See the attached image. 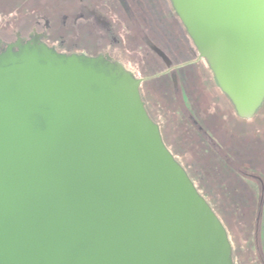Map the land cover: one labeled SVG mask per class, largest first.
<instances>
[{
    "label": "water",
    "instance_id": "water-1",
    "mask_svg": "<svg viewBox=\"0 0 264 264\" xmlns=\"http://www.w3.org/2000/svg\"><path fill=\"white\" fill-rule=\"evenodd\" d=\"M171 1L238 116L252 119L264 103V0ZM140 85L120 63L39 38L0 53V264H233L224 225Z\"/></svg>",
    "mask_w": 264,
    "mask_h": 264
},
{
    "label": "rangeland",
    "instance_id": "rangeland-1",
    "mask_svg": "<svg viewBox=\"0 0 264 264\" xmlns=\"http://www.w3.org/2000/svg\"><path fill=\"white\" fill-rule=\"evenodd\" d=\"M58 1L16 0L13 3L19 5H8L7 11L0 5V37L9 42L13 40L15 30L26 34L39 19L37 12H44L47 5L76 2ZM57 22L59 30L56 34L65 36L62 19ZM135 39L133 35L123 39L121 51L116 50L117 57L136 77H149L141 90L145 106L153 121L162 128L168 148L176 154L178 161L188 165L190 178L198 190L205 185L211 192L210 201L232 245L233 264H259L253 247L258 207L252 209L243 204L260 201L264 191L261 192L260 184L257 187L249 184L240 171L257 173L264 180V103L252 119H241L218 86L207 61L199 57L190 67L195 77L194 91L189 92L188 98L184 95L182 99L165 98L161 88L163 82L158 75L164 73L165 67L151 56L147 57L135 44ZM104 43L108 42L101 41L102 45ZM191 105L196 124L185 116ZM222 180L228 185L226 192L220 185ZM232 197L236 201L232 202Z\"/></svg>",
    "mask_w": 264,
    "mask_h": 264
},
{
    "label": "flooded vegetation",
    "instance_id": "flooded-vegetation-1",
    "mask_svg": "<svg viewBox=\"0 0 264 264\" xmlns=\"http://www.w3.org/2000/svg\"><path fill=\"white\" fill-rule=\"evenodd\" d=\"M9 1L12 2L7 3V6L3 7L6 8V11L8 5H19L18 3H13L16 0ZM37 1L46 2L48 0ZM49 1L52 2L53 0ZM70 1L76 2L72 5L69 1L66 3L61 2L55 6L47 5V9L44 12H37L39 16L37 15L36 17L39 19L35 21L32 28L26 34L22 33L20 30H15L13 31L14 38L9 42L0 37V53H3L10 45L18 41H20L21 44H26L32 41V39L39 38L42 43L59 54L66 56H86L89 58L103 56L111 62L122 64L124 68L133 75L134 72L116 55L117 49H119V52L121 51L122 40L127 36L133 35L136 38L135 44L139 49H141L147 57L151 56L152 59L165 67L164 73H158L160 80L163 82L161 88L164 91L165 98L182 99L183 95L188 98L189 92L194 91L195 77L190 67L198 57H201L185 26L174 10L171 0ZM58 19H62L61 28L64 29L63 31L66 33L65 36H58L56 34L57 30H59V26L57 25ZM105 40L108 43L102 45L101 41ZM151 45L157 47L169 58L171 67H167L162 58L151 49ZM13 50L16 51L17 48ZM133 76L141 81V93L142 86L144 83H147L149 77ZM142 100L144 102L143 98ZM147 112L149 114L148 110ZM149 116L152 119L150 114ZM185 116L191 121H194V123H197V120L194 119L195 116L192 105L189 114L187 111ZM183 117L184 115L182 119H184ZM157 125L163 137L162 128L159 124ZM169 150L172 153V150ZM175 159L178 161L177 157H175ZM240 172L243 174L242 176L245 177L246 181L260 184L261 192L264 191V180L262 176L257 173L250 174L244 171ZM248 204L249 203H245L243 205L248 208L252 207V209L258 207V215L255 220L253 247L256 250L259 264H264V227L262 229L264 198H261L258 202ZM237 205L242 204L238 203Z\"/></svg>",
    "mask_w": 264,
    "mask_h": 264
},
{
    "label": "trees",
    "instance_id": "trees-1",
    "mask_svg": "<svg viewBox=\"0 0 264 264\" xmlns=\"http://www.w3.org/2000/svg\"><path fill=\"white\" fill-rule=\"evenodd\" d=\"M0 5H2L3 7L4 6H7V2H4V1H1L0 0ZM193 124H196V123H193ZM172 153L174 154V156L176 157V154L172 151ZM180 162V161H179ZM180 164L187 170V172H188V174H189V176L190 177H192V175L190 174V172L188 171V169H187V164H184L183 162H180ZM216 180V179H215ZM214 183H215V181H214ZM249 183V182H248ZM220 184V183H219ZM249 184H251V185H253V187H257V184L258 183H252V182H250ZM220 185H222V188H223V190H224V192H226L225 190L227 189H229V188H227L228 187V185H226V183H225V180L223 181H221V184ZM198 189V188H197ZM199 192H200V194L208 201V203L210 204V206L212 207V209L214 210V212L218 215V212H217V210L215 209V207L213 206V204H212V202L210 201V198H211V196H212V194H211V192H209L208 191V189L206 188V186L204 185V187L202 188H200L199 190H198ZM225 197L226 198H228L227 197V195H225ZM224 197V198H225ZM225 198V199H226ZM231 201L232 202H234V201H236V199L234 198L233 199V197H232V199H231Z\"/></svg>",
    "mask_w": 264,
    "mask_h": 264
}]
</instances>
